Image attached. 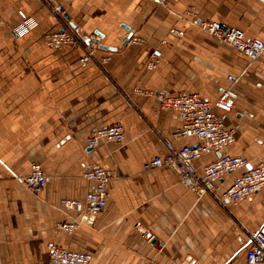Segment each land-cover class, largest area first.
<instances>
[{
    "label": "crops",
    "instance_id": "crops-1",
    "mask_svg": "<svg viewBox=\"0 0 264 264\" xmlns=\"http://www.w3.org/2000/svg\"><path fill=\"white\" fill-rule=\"evenodd\" d=\"M47 1L0 0V264H49L50 242L92 255L90 264H246L247 234L264 225V187L225 210L172 169L145 172L167 143L197 140L175 139L181 115L135 89L209 101L230 90L234 108L224 118L236 141L227 152L264 165V52L251 62L183 16L191 9L264 42V0H55L62 18ZM20 12L35 22L24 34L15 32ZM68 26L99 38L90 62L81 49L46 44ZM173 27L184 35L170 34ZM133 37L144 45L129 44ZM114 124L124 127L123 143L88 146L94 131ZM214 159L203 155L198 173ZM34 164L48 178L37 194L18 181ZM97 166L113 173L107 206L69 234L59 225L77 215L60 202L83 199L93 183L82 174ZM232 179L214 186L226 191Z\"/></svg>",
    "mask_w": 264,
    "mask_h": 264
},
{
    "label": "built area",
    "instance_id": "built-area-1",
    "mask_svg": "<svg viewBox=\"0 0 264 264\" xmlns=\"http://www.w3.org/2000/svg\"><path fill=\"white\" fill-rule=\"evenodd\" d=\"M159 5H165L167 0H154ZM48 7L53 15L62 18L65 14L63 6L55 0H48ZM189 22L201 31L232 47L237 53L257 61L264 52V42L259 39H248L236 28L217 22L201 21L193 10L183 14ZM21 23L15 29L17 34H24L34 28L35 22L20 12ZM170 34L182 37L184 32L171 28ZM48 47H71L84 52L83 62H90L98 46L99 38L95 35H84L78 27H64L45 36ZM167 42L164 41V44ZM129 44L144 45L138 37L129 38ZM159 58L152 56L149 68L154 69ZM135 92L147 97H154L159 102L160 109L173 111L181 115L183 126L174 134V138H195L194 146L175 147L167 143V155L155 157L144 166V171L167 167L172 169L180 182L191 192L202 196L209 195L221 209H227L228 204L245 201L264 187V165L250 166L247 159L229 154L228 149L234 145L235 132L225 126L224 115L233 110V99L230 90H224L215 101L201 98L198 94L184 91L174 95L148 91L136 88ZM125 140L124 127L114 124L93 132L88 139V146L96 148L101 142L121 144ZM206 154H212L215 159L202 167L201 173L196 170L195 163ZM83 178L93 183L83 199H64L60 206L76 213L70 222L61 223L60 229L72 234L81 224L88 223L102 213L108 200V184L113 173L103 167L86 169ZM226 176H233L232 183L226 191L219 192L214 183ZM47 175L39 164L31 167V172L18 178L20 184L31 193H39L47 184ZM137 228L142 233L147 231L140 225ZM249 248L246 264H264V225L255 232L247 234ZM49 264H90L92 255L84 252L63 248L54 242L48 244Z\"/></svg>",
    "mask_w": 264,
    "mask_h": 264
},
{
    "label": "water",
    "instance_id": "water-1",
    "mask_svg": "<svg viewBox=\"0 0 264 264\" xmlns=\"http://www.w3.org/2000/svg\"><path fill=\"white\" fill-rule=\"evenodd\" d=\"M65 17L68 18L66 15H65ZM125 44H126V43H125ZM104 48H106V47H104ZM110 50H114V49H110Z\"/></svg>",
    "mask_w": 264,
    "mask_h": 264
}]
</instances>
